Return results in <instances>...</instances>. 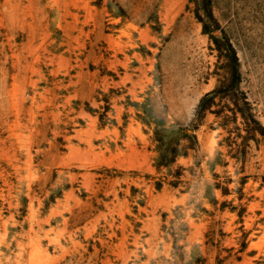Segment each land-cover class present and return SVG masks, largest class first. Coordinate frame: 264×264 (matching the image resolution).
<instances>
[{
  "label": "rangeland",
  "instance_id": "1",
  "mask_svg": "<svg viewBox=\"0 0 264 264\" xmlns=\"http://www.w3.org/2000/svg\"><path fill=\"white\" fill-rule=\"evenodd\" d=\"M0 264H264V0H0Z\"/></svg>",
  "mask_w": 264,
  "mask_h": 264
}]
</instances>
